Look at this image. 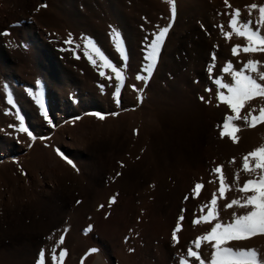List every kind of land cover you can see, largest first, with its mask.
Here are the masks:
<instances>
[{
    "label": "rangeland",
    "instance_id": "rangeland-1",
    "mask_svg": "<svg viewBox=\"0 0 264 264\" xmlns=\"http://www.w3.org/2000/svg\"><path fill=\"white\" fill-rule=\"evenodd\" d=\"M185 1L175 0L173 17L167 0H123L121 12L113 9L115 0H37L26 17L0 28L10 33L0 34V264H36L41 249L46 264H52L53 247L57 255L66 250L62 264H93L101 255L104 264H179L217 222L194 223L206 215L201 205L214 193L219 222L227 224L234 213L247 211L226 205L250 194L237 191L256 175L242 170L243 156L264 145V124L248 127L235 121L238 142L222 138L224 120L234 114L218 99L219 92H228L215 79L231 82L223 72L228 62L233 70H243L252 59L264 70V52L233 55L232 47L247 41L234 33L226 39L219 26L231 31L235 9H240V22L255 20L258 10L249 16L247 6L264 5V0H228L231 8L224 0H202L199 6ZM4 3L0 0L2 11ZM164 27L169 31L149 75V44ZM113 30L119 33L120 49ZM69 34L71 44L65 43ZM89 40L121 70L122 82L91 45L88 52L96 64L88 59L84 45ZM261 106L264 98H254L241 115L252 108L258 114ZM21 123L27 132L19 130ZM219 165L231 186L223 198L221 174L213 172ZM64 169L75 196L64 209L58 202L60 209L26 220L34 224L36 243L11 242V225L21 224L7 210L35 205L32 194L56 187L44 180L46 174ZM197 183L202 185L198 194ZM178 224L176 243L172 234ZM225 246L264 254V234ZM94 248L98 251L90 252ZM212 252V244L202 241L199 254L206 262Z\"/></svg>",
    "mask_w": 264,
    "mask_h": 264
},
{
    "label": "snow or ice",
    "instance_id": "snow-or-ice-1",
    "mask_svg": "<svg viewBox=\"0 0 264 264\" xmlns=\"http://www.w3.org/2000/svg\"><path fill=\"white\" fill-rule=\"evenodd\" d=\"M171 5V11L173 17L175 16V0H167ZM227 7L231 8L228 0H224ZM44 6V5H42ZM248 7L249 16L252 15V10H258V17L255 20H247L245 22H240L239 17L241 15L240 9H235L230 14L229 27L231 31L225 32L223 26H219L223 32L226 39H231V36L236 34L244 38L247 43L246 45H235L232 47L231 51L233 55H238V50H242L245 53H255L264 52V33L261 29L264 28V5H257L253 3ZM169 31L168 27H164L160 30L159 34L155 39L150 41L149 53L147 59L150 63L147 65L145 71L151 75V71L154 67L152 61L158 56L159 48L161 43ZM2 35H10L8 32L0 33ZM112 39L116 43V47L120 49V38L119 33L113 30ZM65 43L71 44V34H69V39ZM89 45L92 46L96 54L100 57L106 67H110L112 71L116 74L117 80H123L121 70L112 66L108 60L100 53L99 49L95 48V45L89 40L85 43V55L88 59L95 65L96 60L88 52ZM76 47H79L77 45ZM122 52V49H121ZM123 54V52H122ZM79 58V57H77ZM215 59V56H213ZM261 62L256 60H248L243 65V70H233L231 62L223 68V72L228 73L232 80L231 82H224L222 79H215V83L220 89H227L228 95H225L223 91L218 93V99L227 104L234 115L226 116L223 123V130L220 135L223 138L228 136L234 143L238 142V136L236 133L240 131V126L235 124V121H243L248 127H256L258 124H264V106H261L258 110L256 108L250 109L246 114L241 115V110L245 105L254 98L260 97L264 98V70H261ZM211 72V68L209 69ZM101 76L105 73L101 72ZM111 79V77H109ZM137 79H147L144 76H137ZM116 96H119V87H117ZM203 100L204 98L201 97ZM37 102L40 104L41 109H44V104L39 98ZM117 103L119 101L117 100ZM116 113H113L115 115ZM43 115L47 119V112L44 111ZM99 119H104L102 114H95ZM230 121L233 123L230 126ZM49 123L51 121L49 120ZM21 131L27 132L28 130L24 128L21 123ZM31 136V133L28 132ZM58 154L59 150H57ZM62 155V154H61ZM66 159V158H65ZM254 161V163H253ZM69 164L75 168V164L71 160L67 161ZM235 162L234 160L232 161ZM222 165H219L213 169V172L221 174L219 177V194L223 198L226 188L230 189V185L225 184V178L222 174ZM242 170L246 173H256L255 177L246 180L242 186H240L237 191L240 193H250L240 199H233L229 204L226 205L227 208H232L233 206H238L242 209H247L244 214H233L234 218L231 222L224 224L218 221L217 212V196L214 193L212 199L207 205H201V211L203 212L207 208L206 215L197 218L194 223L199 224L202 221L205 223H212L213 220L217 222L211 227L210 231L206 234L198 237L194 242L196 251H193L192 247H189L186 252L187 258H195L199 264H264V254L259 253L257 249H236L233 247L225 246L229 241H239L247 239L249 237L255 236L257 234H264V145H260L253 151L248 152L243 156V166ZM236 180H239V172L236 174ZM202 187L200 183H197L194 191L197 192ZM114 202V198L113 201ZM79 203V202H78ZM183 219V216L180 217ZM180 230V225L173 231L172 239L174 242L179 243L177 232ZM64 237L61 236L59 243H63ZM209 242L212 244L213 252L211 254L210 261H205L199 254V249L201 248V242ZM214 242V243H213ZM98 249H91L90 252H96ZM66 256V250L61 249L57 255V248L53 247L51 249V262L52 264H62ZM181 257L179 264H189L188 259ZM36 264H46L45 250L41 249L38 253V259Z\"/></svg>",
    "mask_w": 264,
    "mask_h": 264
},
{
    "label": "bare ground",
    "instance_id": "bare-ground-1",
    "mask_svg": "<svg viewBox=\"0 0 264 264\" xmlns=\"http://www.w3.org/2000/svg\"><path fill=\"white\" fill-rule=\"evenodd\" d=\"M34 1H37V0H5V3H4L5 4V10L4 11L0 10V28L5 27L9 22L17 20L18 18L21 20L22 18L26 17L28 14L29 8L32 6V2H34ZM115 1H116V3H112L113 9L116 12L124 11L123 0H115ZM186 2H187V4L195 3L197 6H199L203 3L202 0H188V1H185V3ZM14 3H15V6L17 8L13 7ZM88 6H90V5H88ZM110 7H111V5H110ZM59 67H61V66L59 65ZM61 171H63V170H61ZM69 179H70L69 174H68V172L65 171V169L63 172H60V173H58V172H55L52 174L47 173L46 176L44 177V180H49V182H53L56 186L54 189H51V190L43 189L41 191H38L36 195L32 194V196L33 197L35 196V199L37 200L36 204L35 205L29 204L28 206L26 205L22 211H19V206H21V205H16V207L14 208L15 211L14 210H7V212L16 216V221H19L18 223L21 224L19 226L11 225L10 236H7V238L10 239L11 242L23 240V238H25L26 240H28L31 243H36L38 241L36 239L38 237H36V235H34L33 234L34 232L32 231L34 229V224L33 223L28 224L26 220L30 219V221H32V220H35L36 218H38L39 215L40 216L47 215V214H50L54 210L56 211V210L60 209L59 208L60 205H56L58 202H60L62 204V209L66 208L68 205L67 202L75 196V189L73 188L72 185H69L67 183L69 181ZM77 184H78V187H81V189H82L83 185L81 183H77ZM76 187H77V185H75V188ZM86 188L87 187H85V189ZM72 189H74V191H72ZM83 192H84V190H83ZM19 212H21V213H19ZM16 221H15V223H16ZM47 226H49V225H47ZM23 233H30V235L31 234L32 235L31 236L26 235L28 237L27 238V237H24ZM24 250L26 251L27 249H24ZM25 251H23V252H25ZM97 255H98V253L94 254L95 259H96ZM102 256L103 255H101V258H102ZM90 257H92V255ZM101 258L99 257L95 262L93 261L94 262L93 264H104V262L102 261ZM103 260H105V259L103 258Z\"/></svg>",
    "mask_w": 264,
    "mask_h": 264
}]
</instances>
